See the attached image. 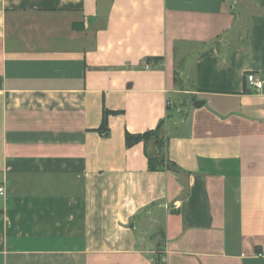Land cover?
<instances>
[{
  "label": "crops",
  "instance_id": "obj_1",
  "mask_svg": "<svg viewBox=\"0 0 264 264\" xmlns=\"http://www.w3.org/2000/svg\"><path fill=\"white\" fill-rule=\"evenodd\" d=\"M248 73L264 81V0H0V264H264ZM181 105L179 172H151L126 132Z\"/></svg>",
  "mask_w": 264,
  "mask_h": 264
},
{
  "label": "trees",
  "instance_id": "obj_2",
  "mask_svg": "<svg viewBox=\"0 0 264 264\" xmlns=\"http://www.w3.org/2000/svg\"><path fill=\"white\" fill-rule=\"evenodd\" d=\"M149 61L160 63L162 58H155ZM175 75L180 76L179 68H176ZM114 112L104 110L101 127L97 130L102 136L108 135V117ZM169 118V117H168ZM166 121H163L155 130L147 131L141 134H132L126 132V147L132 148L140 143L144 146L145 156L148 160V168L151 172H169L178 174V168L174 162L169 159L168 149L172 134Z\"/></svg>",
  "mask_w": 264,
  "mask_h": 264
},
{
  "label": "rangeland",
  "instance_id": "obj_3",
  "mask_svg": "<svg viewBox=\"0 0 264 264\" xmlns=\"http://www.w3.org/2000/svg\"><path fill=\"white\" fill-rule=\"evenodd\" d=\"M253 9H250V12H252ZM182 74V72H180V75ZM184 114H185V109L184 106L181 105L180 110L178 112H176L175 114H172V116H169V118H167L166 123L167 125L170 127V134L173 133V127H177L178 124H180L183 119H184ZM152 229V228H151ZM160 227L153 228V230H151L150 234H149V238H153V237H158V241H160L161 236H160ZM150 231V230H149ZM153 235V236H152Z\"/></svg>",
  "mask_w": 264,
  "mask_h": 264
},
{
  "label": "built area",
  "instance_id": "obj_4",
  "mask_svg": "<svg viewBox=\"0 0 264 264\" xmlns=\"http://www.w3.org/2000/svg\"><path fill=\"white\" fill-rule=\"evenodd\" d=\"M149 66H147L148 68ZM245 81L247 84V87L254 92H261L264 87V81L258 77L255 73H248L245 77ZM188 94V93H187ZM168 106L171 107L172 104L168 102ZM5 196V189L3 187H0V197ZM165 209H168V206H164Z\"/></svg>",
  "mask_w": 264,
  "mask_h": 264
}]
</instances>
